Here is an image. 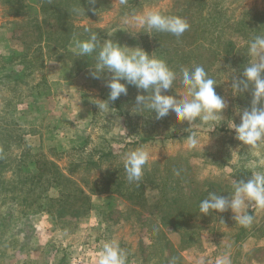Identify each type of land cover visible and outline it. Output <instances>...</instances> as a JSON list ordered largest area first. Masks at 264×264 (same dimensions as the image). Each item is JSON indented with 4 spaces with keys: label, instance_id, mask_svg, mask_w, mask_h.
<instances>
[{
    "label": "rangeland",
    "instance_id": "obj_1",
    "mask_svg": "<svg viewBox=\"0 0 264 264\" xmlns=\"http://www.w3.org/2000/svg\"><path fill=\"white\" fill-rule=\"evenodd\" d=\"M40 1L0 0V264H97L103 242L111 239L119 242L126 264H217L224 256L231 264H264V208L251 207L253 222L242 227L231 210L205 215L195 206L209 192L227 197L234 180L264 172V142L238 147L227 127L229 119L240 123L238 109L251 106V90L236 94L231 89L232 77H241L244 62H252L248 44L236 43L225 56L221 45L235 39L215 30L217 21L238 17L242 8L263 10L264 0H60L72 16L71 25L54 26L52 33L42 22ZM96 6L99 12H94ZM149 9L189 18V27L180 37L138 27L132 14ZM93 32L101 43L110 39L140 47L166 61L177 78L163 94L177 100L186 94L180 68L202 65L226 102L221 125H189L171 111L156 119L146 107L135 108L136 96L148 93L132 85H127V95L109 100L105 84L111 73L94 79L95 65L82 67L96 64L95 56L76 57V41ZM190 132L200 140L191 149L185 139ZM140 146L150 153L148 163L157 161L163 175L172 171L178 178L172 182L175 204L155 211L117 194L96 193L90 196L91 208L76 218L59 220L39 209L57 205L44 196L56 197L49 182L28 178L30 168L42 167L41 153L65 168L111 148H124L117 155L122 160ZM76 173L88 179L95 175L81 167ZM169 213L184 216L183 230L159 223Z\"/></svg>",
    "mask_w": 264,
    "mask_h": 264
},
{
    "label": "clouds",
    "instance_id": "obj_2",
    "mask_svg": "<svg viewBox=\"0 0 264 264\" xmlns=\"http://www.w3.org/2000/svg\"><path fill=\"white\" fill-rule=\"evenodd\" d=\"M75 11L79 13L80 10ZM132 18L140 28L166 32L176 37H180L189 27L184 18L164 14L155 9L146 10L141 14L133 13ZM124 22L129 21L125 19ZM75 47L78 49L77 55L81 57L96 53L95 67H90L92 78L99 79L101 73H111V78L107 79L105 84L109 89V100L116 101L122 94L127 95V85H132L148 93L146 96L141 94L136 96L135 108L146 107L155 112L156 119L166 117L171 111L177 121H187L189 125H193L195 121L201 125L217 123L221 125L226 102L216 93L217 83L209 77L202 65L180 68L186 94L185 98L177 100L175 96L163 94L173 88V82L177 78L176 71L170 68L166 61L148 54L142 48L122 46L110 39L101 43L94 32L87 40H77ZM247 56L252 58V62L243 68L241 77H232L231 89L236 94L251 90V106L243 110L238 109L240 123L236 124L229 119L227 127L234 131V138L240 142L238 147L256 148L264 142V35H256L250 39ZM122 80L127 83H122ZM185 139L190 149L200 143L195 132L188 133ZM149 157L150 153L145 146L123 155V165L129 182L141 180ZM174 174L179 175V171H174ZM253 206L264 208V172L253 171L247 180H234L233 191L227 197L209 192L199 207L201 213L205 215L212 211L222 213L231 210L235 223L247 227L254 219L253 215L249 214V209ZM126 260L127 257L119 242L111 239L103 242L98 252L97 264H126ZM172 264H175L174 260ZM217 264L231 262L224 256L217 260Z\"/></svg>",
    "mask_w": 264,
    "mask_h": 264
},
{
    "label": "trees",
    "instance_id": "obj_3",
    "mask_svg": "<svg viewBox=\"0 0 264 264\" xmlns=\"http://www.w3.org/2000/svg\"><path fill=\"white\" fill-rule=\"evenodd\" d=\"M78 1V0H75ZM85 0H82L84 3ZM99 3L106 2V0H96ZM60 0H41L39 11L42 16V22L46 24L49 33L53 32L54 26L67 29L70 26V20L72 16L68 10L62 9ZM98 6L94 9V12H99ZM21 14L20 9L16 12ZM81 17L86 15L80 13ZM239 16L233 18V14H230L223 21H217L215 27L218 34L230 35L235 40L225 41L222 50L225 56H229L233 53L235 44L247 43L256 35H264V9H240ZM86 17V16H84ZM37 18V14H36ZM189 19V18H187ZM185 19L188 22V20ZM62 20V21H61ZM40 23L41 25L43 23ZM39 25V23H38ZM60 25V26H59ZM208 28V27H205ZM220 28V29H219ZM214 30V32H215ZM92 55H96L93 53ZM92 55L78 56L81 60H90ZM241 61V59H240ZM242 62V61H241ZM95 65L94 62L84 65L82 68ZM247 65V62H244ZM114 107H119L118 104ZM147 137L131 140L133 142L144 141ZM123 147L111 148L97 154L95 159L84 161H71L68 166L61 168L58 164L48 159L43 153V163H40L42 167H35L34 170L29 169L28 178L31 181L39 182L41 185L45 184L42 179L47 183V188H54L56 192L55 199L49 198L44 194L45 198L53 205L56 206H39V209L46 211L50 215H54L57 219L64 218H76L80 214L87 213L91 208L90 196L96 193H113L122 196L129 200L131 203L136 204L144 208H155L157 211L160 207L168 206L176 203L175 195H171V192L176 187L172 186V182L177 184L178 178L170 171L163 175V170L159 171L158 162L153 161L145 165L143 170V176L138 182H129L127 174L124 169L123 160L117 159V155L123 151ZM77 167L85 168L86 171L94 170L95 175L88 179L85 176H76ZM79 201V203H77ZM195 206L198 208L200 203L197 202ZM78 210H81L80 212ZM186 211L184 215H187ZM160 216V215H159ZM184 216L180 214H163L159 217V223L174 231L183 230L182 227L186 225V221L183 220ZM185 219V218H184ZM189 227V226H188Z\"/></svg>",
    "mask_w": 264,
    "mask_h": 264
}]
</instances>
